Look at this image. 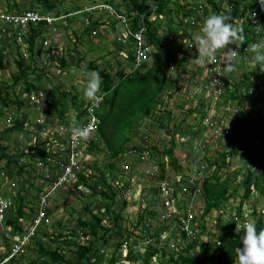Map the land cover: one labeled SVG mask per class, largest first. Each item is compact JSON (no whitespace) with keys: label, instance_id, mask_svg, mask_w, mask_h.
Listing matches in <instances>:
<instances>
[{"label":"trees","instance_id":"1","mask_svg":"<svg viewBox=\"0 0 264 264\" xmlns=\"http://www.w3.org/2000/svg\"><path fill=\"white\" fill-rule=\"evenodd\" d=\"M64 1L65 0H35L38 5V9H44L49 12H52V14L56 17L60 16L62 13H69L67 11L63 12L59 9V6H62ZM100 1L101 3L99 4H110L115 8V10H117V12L125 13V16L130 18L132 21V25L130 27L131 31H134L138 28L140 16L146 13V4L144 0H118L119 2L116 5L115 2L117 0ZM156 1L158 3V9L155 12L156 18L154 20H150L149 17L145 19L146 31L144 37L147 45L152 46L155 50V52L150 57V61H152V64L149 70L141 72L142 70H145L146 66L148 65L145 64L140 69L133 70L132 72H128L127 74L124 73V71L120 70L114 75H112L104 70L98 71L95 68L94 64H90V67L95 68V70L98 71L101 77L103 78L101 87L105 90L103 103L97 114L99 119V125L97 126L96 130V139L100 140L103 143L105 150L109 152L110 155L108 165L105 166V168L103 169L97 170L99 173L98 175H89V179L92 181L90 182L88 189L91 188L92 192L97 193V195L103 200L104 205L106 206L107 217L112 220L113 227H117V229H120L121 225V211L118 210L119 212H117L114 210H110L115 209L114 207L116 206H119L117 205L118 203L114 201L117 192L114 191L112 186L108 184L105 177L106 174L110 177H112L111 175L116 176V174H118L116 173V171L118 170L116 166L117 160H120L121 158L124 159L126 155L135 154L141 157L142 153H146L152 162L150 168L152 169V167L155 166L158 169V176L156 177L158 179L165 178L168 173V170H170L169 168H171V170H173L174 172L180 171L182 169V165L174 156L175 144L173 141L171 142V146L169 148L163 150L160 149L158 146L148 145V134L153 133L155 131V123L149 119H153L155 117V108L162 99L161 93L163 92L166 85L173 84V88H176L175 90L179 89L178 74H176L175 80L172 78L170 71H176V73L177 71H179L180 76V69L182 64V62L180 61L182 60V58L176 57L174 45L168 41V38L170 36H174L175 26L173 24H169L165 30H162L163 24L161 19L163 16L173 18L174 15H179L180 5L178 2L173 4L170 0ZM89 2H92L89 3L90 5H99L96 4L94 0H89ZM240 2L241 1L232 0L227 3L228 7H230L231 9L229 12L226 10H222L221 8L223 0H219V3L215 2V0H207V4L209 6L211 5V7L213 8V13L212 10H210L211 14L224 13L226 15H229L232 19L236 16L237 7ZM170 4L171 7L169 6ZM201 5L205 9L204 12L209 14V10L205 8L203 4ZM21 6L22 5L20 4V2H13V5L7 8L9 9L8 11L17 12L18 14L23 13V11L30 10L25 5L22 7ZM78 8L79 7H75L72 11H75ZM118 8L121 10H119ZM95 15L97 17L103 16L100 14ZM181 21L182 20L180 18V22ZM88 22L89 26L85 30L88 35H90L91 32H93L99 27L105 29L106 31V28L110 25L108 19H104L102 23H100L99 20H92L90 18ZM68 23H73V20L69 19ZM57 27L58 25H55L54 29L56 30ZM42 32V29L39 30L36 26L33 25H29L28 28L25 30L23 38L24 42H26L28 45V51L31 59H33V54L39 56L42 53L40 47H38L37 50L34 49L36 42L38 43V38L43 36ZM74 35L75 37L78 36L76 32H74ZM259 36V40L264 39V31H261ZM249 40L250 39L247 38L245 35L244 44L249 42ZM123 45L125 48L124 52L128 55V58L126 60L132 68L133 49L135 48L134 40L132 38H128L126 44H124L123 42ZM51 52L52 51H46V54L50 59L54 60V53L52 54ZM3 59H5V57L0 55V69H3ZM113 59L117 60L118 54L115 55ZM243 63L244 61L240 62L241 67L243 66ZM248 63H250V61ZM16 64L20 73L16 80L20 81L22 78L28 75L29 67L24 66V61L22 59L20 61H17ZM263 72L256 69H252L250 71L244 69V72L242 74L243 78L234 79L235 90L233 91V93L231 92V97L238 98L237 94L239 90L241 91L244 89L253 88V91L256 92L257 95L256 99L261 100L264 86L262 84L256 83L253 78H259L260 75L263 74ZM182 73L186 76V80L184 81H189V72L183 71ZM231 73L230 76L234 78L233 73ZM39 79L40 77L37 78V80ZM261 82L264 83V79ZM25 84L28 88L32 89L31 91H34V89L35 91H39L36 90V86L33 83L26 82ZM58 91V97L50 99L49 104L44 109V111L46 112V126L42 125L41 127L48 129L49 131L48 134L45 135L46 141L44 140L41 144H38L37 147H33L32 149L34 150L30 149V157L36 159V165H34L32 168L33 171L36 172V174H38V172H45L44 169H41L38 165V163H43L46 167V177L48 178L50 177L49 174H51L52 172L54 173L56 169L58 171V167H56L55 169V166L47 160L49 157L52 156V149L50 151H45L44 144L47 146L48 149V146L51 145V143L52 145L55 144L57 146L61 142V138H64V136H62L61 134L56 136L57 134L53 132V128L62 127L63 130H67L70 128L68 120L69 118L64 117V102L68 96V92H66L65 90L61 91V89H59ZM1 96L2 94L0 93V97ZM249 98L251 100L252 97L243 96L240 101L246 103L247 99ZM11 103L12 102L8 98V93H5V95L0 98V104H2V107H8ZM14 103L18 106V109H21V107L24 106V103L22 101H15ZM117 109L118 112H116ZM245 112L250 115L249 111L245 110ZM53 114L56 115L57 120V122L53 124L54 126L50 123L51 121L49 122V119ZM3 115L4 112L2 111V109H0V117ZM75 115L77 116V118L80 117L81 115H83V110ZM144 119H148V121L150 122L148 123L145 121L143 123ZM241 120L244 119L239 118L233 122V128L230 131V134L227 136L228 144L230 147H232V142L234 138L237 139V142H239V147L232 148L231 153H229L228 155L223 153L221 154V157H219L223 161L222 165H224L225 162L226 164L224 166L228 167L230 165V162L226 161L227 159L236 156L238 153L240 154V150L246 148L249 143L251 144V146H253V149H251V155L248 156V160L252 161L250 168H247L243 175L238 172L235 174V176H237L238 178L241 175V179H238L237 181L240 187L243 188L244 192L242 198L239 200V207L241 208V206H246L248 208H251L252 220L254 218L257 230L259 231L261 228H264V214H256L255 206L257 204V200H254L252 194L264 193V139H262L261 142L255 146L254 138H252L253 135L248 132V129L243 127L244 124L241 123ZM259 121L261 124H259L258 127L255 128V130H257L258 132L260 131V126L263 125V121L260 120V118ZM161 122H163L162 118L158 120V123ZM249 122H251V120H249ZM24 124L25 123L23 122V126ZM109 126H111V135L107 137L104 134V131ZM141 126L142 131H140V133L138 134V130ZM191 127L192 125L190 124L189 129H191ZM157 128H163L166 130L167 133H170L167 125H164L163 123L159 124ZM184 128L187 132H179V134L191 133L189 130H187V127ZM13 129L21 130L22 124L16 122ZM262 133L264 134V130L262 131ZM172 135L174 136V134ZM137 136L140 138L139 144L132 143L133 138ZM239 140H241V142ZM242 140H244L245 142H242ZM181 144L188 156H195L196 152L194 154L190 145L187 142H181ZM96 145H94V143L91 144L90 142L88 147L86 148L88 149L87 152H91L94 148H96ZM1 160H6L5 167L3 166V172H5V174L13 181L20 180L22 174L23 176L26 174H30L29 171L24 170V168L22 167H12V161L6 153V148L0 144V162ZM203 161L204 162H202L201 165L206 163L205 167L207 170L208 167H211L213 165H219V161L217 159L215 161H212L210 160V158L204 157ZM206 169L201 170L199 165V172H197V174L201 172H207ZM0 170L2 171L1 167ZM136 171L140 173L145 171V169L138 168L136 169ZM52 176L55 179V174H53ZM47 181H51V179ZM79 181L85 183V179L82 176H79ZM96 187L97 189L100 188L101 190H98L96 192ZM75 188L76 186L72 188L74 190H69L70 194H81V192ZM30 189L38 190L40 188L30 184L29 189L22 191V188L19 186L15 190L16 192H14V194H11L10 199L12 202V206L6 214V218L3 222V225L5 227L12 228V234L22 232V225L20 223V220L29 219L34 216L35 210L33 206L27 208L31 203V201L27 198L30 196ZM229 189L230 184L227 179L219 182V178L213 174L209 178L204 177L202 180L199 179L195 181V185L189 187L188 194L192 196L197 195V197L203 202L205 206V212L210 213L212 209H217L224 202L228 201L227 193ZM6 197L8 198V196ZM30 198L33 200L34 197L31 196ZM67 201H69L68 198L65 200L66 204ZM26 209H28L29 211L26 212ZM85 213L89 214L90 218L87 220H84L82 217L77 218L76 226L75 228H72L71 237L69 239L66 238L65 235L60 232L62 231V229L58 228L61 226V220H59L58 223H56L55 225L51 223L53 226V231L51 233V235H53V242L63 245L64 248L59 246V248L56 247L51 249L45 247L44 243L36 240V242L34 243V247L36 246L37 250L36 257L35 259L28 260L26 264H102L104 260L103 256L99 255L100 248L108 246V242L113 238L114 234L119 231L114 232L113 230H111V228L107 227L106 225H102V220L99 218V216L95 213H92V211H90L88 207H85ZM148 214L151 216L154 215V213L151 211H148ZM143 216V214L138 216L139 220H142ZM229 227L231 226L228 225L227 228H225L221 225H218V229L220 230V232H218L217 234V239L220 241L222 246H218L214 249H208L206 252H179L176 258L170 256L168 262L173 264L238 263L236 250L238 247H242V244L241 241H239V237L237 236H235L234 238L229 236L227 237ZM222 228L224 229L221 232ZM78 229L83 230L86 233L85 236L87 235L89 236V239L91 238L90 240H85V244L78 243L74 239L76 231ZM125 231L126 236L122 233L119 236L118 240L114 242L112 256L107 260L108 264H113L119 259V250L123 245V241H127V239L124 238H127L131 235L130 233H128L127 230ZM100 232H102V235H100ZM96 242H99V246L96 245ZM195 245L196 243L194 242L191 248L194 249ZM4 246L5 248H1L0 245V260L4 256H6L8 252V244H4ZM70 248H72L73 250H70V253L68 254V250ZM64 249H66V252L64 251ZM160 251L162 252V257L159 259H162L163 256L166 254L165 250H160L154 246L147 247L146 252L143 256H134L131 251H128L126 259L128 261H137L138 259L143 258L145 264H149L152 256ZM18 259L17 262L21 261V258ZM15 261V259H12L9 264H13Z\"/></svg>","mask_w":264,"mask_h":264},{"label":"built area","instance_id":"2","mask_svg":"<svg viewBox=\"0 0 264 264\" xmlns=\"http://www.w3.org/2000/svg\"><path fill=\"white\" fill-rule=\"evenodd\" d=\"M144 1L146 4V13L140 16L139 26L134 31L130 30L132 25L131 19L117 12L110 4L104 3L87 7L88 15L102 14L112 18L115 27H120L121 35L119 38L121 37L122 41L124 38H126V40L132 38L134 40L133 64L128 72L140 69L143 65L147 64L150 61V57L155 52L152 46L147 45L144 34L146 31L145 19L147 17H149L150 20L156 18L155 12L158 9V3L156 0ZM230 1L232 0H223L222 10L224 9L230 12L231 9L227 4ZM234 1L241 2L237 7L236 16L232 19V22L241 24L244 28V35L250 40L246 43L247 45L243 43V45L237 49L236 66L232 73L237 71V66L240 62L244 61L246 65V60L249 59L250 56L249 49L251 44L257 42V40L260 39L259 34L261 31H264V9L261 8L259 0ZM178 2L179 4L180 2L185 4L186 9L183 12L181 6L179 12V17L182 21L177 22V27L182 28L177 30L176 35L174 33V36H170L168 41L174 45L177 58H181L182 55L186 53L194 59L198 55L194 46V35L197 31L201 30L203 21L208 17L201 4L209 10H211L212 7L204 0H180ZM253 13L255 14L254 16L252 15ZM68 17V15L63 14L58 17L54 15L50 16L49 14H44L33 9L23 11L21 14H11L8 11H0V55L5 57L6 51L9 48L25 44L23 35L29 25L36 26L39 30L42 29L41 25L45 26L44 29L46 27L59 25L60 23L66 25ZM86 22H88V19ZM185 22L190 28L188 31L186 30L187 27H184ZM199 26L201 28H198ZM229 47L235 48V45H230ZM217 56L218 60L216 63L204 66L203 77L198 83L194 84L190 79L189 81L182 82V84L187 86V89L189 87L191 88L190 92L185 90L186 88L181 90L180 82L179 89L175 91L177 93L176 98L181 97L182 100L184 96L187 95L184 99L185 102L192 103L191 109H187L188 112H193L194 114V116L192 115L191 130L189 129L191 133L179 134L176 136V138H179V143L187 142L194 154L196 152L195 156H187L189 160L185 161L183 164V168L192 171V173L181 176L180 180L177 178L175 182H170L167 178H156L158 176V169L156 167L152 171L145 170L140 173H135V171L131 172L125 164L122 166L120 165L119 170H117V177L110 178L109 175H105L108 184L117 192V195L122 196L125 200L131 196L133 191L142 190L141 192H149L155 185L153 189L154 192H149L150 195L144 196V198H150V203L148 201L149 206H144V210L142 211L144 215L143 219L139 220V217L136 216V220L131 223L130 228L127 229L128 233L131 235L124 238L127 239V241H123V245L119 250L120 257L113 264H145L143 258L137 261H128L126 256L128 251H131L134 256H143L147 247L150 246H154L160 250L164 249L166 254L172 250L178 252V249L179 252L198 253L217 248L218 246H222L217 239L218 225L222 227L231 226L230 233L228 231L227 237L234 238L237 236L239 237V241H241L243 227L248 223L246 217H252L251 208L246 206H241L240 208L239 201L236 205V202L228 200L219 208H214L210 213H206L205 206L197 195L192 196L188 194V189L192 187V185H195V181H197L196 177L198 176L197 172H199L197 169L195 172L194 167L191 165L195 163L199 164L200 169H202L204 165H201V163L204 162V157L210 158V155L214 154L216 150H220L221 142L219 140H225L228 144L227 136L233 128L232 124L234 121L239 118L244 119L241 120V123L244 124L243 127L248 129V132L253 135L252 138H254L255 146L264 139V134L262 133L264 130V90L261 100L256 99L257 95L256 92L253 91V88L239 90L237 94L238 98L231 97V92L233 93L235 90V83L232 80L235 79V77L232 78L230 76L231 72L226 73L225 76L217 74L223 73V50L217 53ZM229 77L231 78L230 80H228ZM259 78L256 77L253 78V80L264 86V83L261 82L264 76ZM215 79L221 81L222 87L221 85H217L216 87L213 86V81ZM100 95H102L104 99L105 93ZM46 96L44 90L36 92V99H40L48 105L52 98L47 99ZM243 96H251L252 98L251 100L250 98L247 99L245 103L240 101ZM103 99L97 106H93L92 102L88 101L83 109V115L76 120L70 119L69 129L63 130L62 127L52 129L53 132L57 134L56 136L59 134L64 136L57 146L51 143L47 149V146L44 144L45 151H50L52 149V156L47 160L55 166V169L58 167V171L57 169L54 171L53 174H55V179L52 185L49 186V190L41 196L40 200L37 202L35 216L24 230L22 228L21 233L12 234V228L3 225L6 214L11 209L12 202L10 197L7 198L6 195H3L2 190H13L15 188V182L10 179L5 172L0 170V230L5 233L6 243L9 244V251L7 255L0 260V264H9L12 259L23 257V255L27 253L28 246L31 244L32 240L38 236L41 229L49 232L48 228L51 226V217L48 215L47 209L49 198L53 193L62 187L73 188L74 186L79 187L80 184H86L85 186L88 189L92 180L89 179L86 167L83 165L84 151L88 147L90 141L95 139L97 134L96 130L99 125L97 114L101 108ZM45 103L44 106H46ZM0 105V109H4L5 111L8 110V107H2V104ZM194 110H196V113H194ZM245 110L249 111L250 115H248ZM259 118L263 121V125L260 126V131L258 132L255 128L261 124ZM249 120H251V122H249ZM42 125L46 126V116L44 117V122L41 126ZM77 125L89 126L92 129L89 139L86 141L73 140L70 129ZM41 130L45 131L46 134L49 132L48 129L42 127ZM239 141L241 142V140ZM243 141L244 140H242V142ZM249 146H251L250 143ZM228 147L230 151L226 155L232 152V148H238L239 142L234 138L232 147H230L229 144ZM252 147L253 146H251V149H253ZM225 152H227L226 149ZM38 165L47 173L43 163H38ZM245 171L246 169L241 171V175H243ZM125 172H129V174H125ZM241 175L238 177L239 179H241ZM79 176L85 179V183L79 181ZM5 183H9L8 188L5 186ZM98 190L101 189L98 188ZM148 211L153 212L154 215H149ZM157 211L164 214L159 215L156 213ZM213 213L214 215H211ZM236 224L240 225V231L238 232L235 231ZM136 233H138L139 236H136ZM63 234L71 237V232L68 230L63 232ZM208 235L215 237L211 244ZM84 236L85 232L78 229L74 239L82 244L86 237ZM174 239L182 241L185 243V246H180L176 249L173 244ZM194 242L196 245L193 249L191 246ZM140 250L143 251V254H140ZM161 253L160 251L154 254L149 264H152L154 258H161ZM105 260L107 261V258Z\"/></svg>","mask_w":264,"mask_h":264},{"label":"rangeland","instance_id":"3","mask_svg":"<svg viewBox=\"0 0 264 264\" xmlns=\"http://www.w3.org/2000/svg\"><path fill=\"white\" fill-rule=\"evenodd\" d=\"M94 1L96 2V4L101 3L100 0ZM204 1L206 2L207 0ZM13 2H20L22 6L25 5L28 9H33L44 14H49L50 16L53 15L52 12H49L44 9H38V5L35 0H0V11H8V8L13 5ZM118 2L119 1L117 0L115 2V5L118 4ZM171 2L174 4L177 3V0H172ZM89 3L92 2H89V0H65L62 6H59V9L61 11L71 12L75 7H79L80 9L78 8L74 13H62L63 15L69 16L67 18L66 25L60 23L56 30L54 29V26L43 29V36L38 38V43L36 42L34 48L37 50L38 47H40L42 50L41 55L37 56L33 54V59H31L28 51L29 48L26 43L21 46H18L19 48L11 47L6 51L7 53L5 59H3V69H0V93L2 94V96H4L5 93H8V98L12 102L10 106H8V110L5 111L4 109H2L4 115L0 117V144L6 148V153L12 161V167H22L24 168V170L30 172V174H26L24 176L22 174L20 180H14L15 188L12 191L16 192L15 190L19 186L22 188V191H24L26 189H29L30 184L40 188L38 190L30 189V196L27 197L32 203H30L27 208L33 206L34 210L37 207V202L40 200L41 196H43L49 190V186L52 185L54 177L52 176L53 172L49 174L50 177L48 178L46 177V172H38V174H36V172H34L32 169L33 166L36 165V159L30 157V149H32L33 147H37V145L41 144L42 141H46V132L41 130V124L44 122V117L46 116V112L44 111V109L47 107V104L44 101H41L40 99L37 100L36 92L38 91H35V89L34 91H31L32 89L28 88L25 83H33L36 86V90H44L46 92L47 99L52 97L57 98L59 89H61V91L65 90L66 92H68V96L64 102V117L72 115V120H76L77 116L74 114H78V112L82 111L88 103V100L85 99L83 95V90L87 82V72L93 71L95 70V68L98 71L104 70L112 75H114L120 70L124 71V73L126 74L129 71L130 65L126 60L128 58V55L124 52L125 48L123 45V41L124 44H126L127 40L126 38H124L122 41V38H119V32L121 33L120 28H116L115 26H113L112 23L110 27L108 26L106 28V31L105 29L99 27L93 32H91L90 35L85 32L86 28L89 26V22H86L84 18H88L89 15L87 13V8H83V6H86ZM180 5L182 6L184 12L186 10L185 4L180 2ZM8 12L11 14L16 13L12 11ZM74 15V21L76 22L78 19L82 18L84 21L83 24L68 23L69 19H72ZM161 19L163 24L162 30H165L169 24H173L175 26L176 35L177 30H180V28H182L177 27V22L180 21V17L178 14L174 15L173 18L163 16ZM93 20H99V17L95 18L94 16ZM108 20L110 22L113 19L109 18ZM184 25V27H187L186 30L188 31L190 29L188 24L185 22ZM71 30L78 32V36H76L77 39L74 35L72 36V34L74 33H71ZM46 51H52L51 53H54L55 59H50L46 54ZM117 54L118 59H113L114 56ZM252 56L253 53L250 51V63H246L245 65L244 62L242 67L241 64L237 66V71L233 72V77H235V79L243 78L242 74L244 72V69L249 71L252 69L260 70L259 66L256 67L252 64ZM181 58L182 60L180 61L182 62V64L180 69V76L179 71H177V73L176 71H170V74L175 80L176 74H178V80L181 85V90H184L187 86L185 84H182V82L186 80V76L182 72L188 71V78L192 80L191 82H194V84H196L203 77L204 66L196 65L192 61V57L186 53H184ZM21 59L24 61V66L29 67L28 75L22 78L20 81H17L16 79L18 78L20 73L16 62L20 61ZM90 64H94L95 68L90 67ZM147 64L148 65L146 66V69L142 70L141 72L149 70L152 61H149ZM73 67H75L76 69L75 72L72 71ZM263 76L264 72L260 75V77ZM38 77H40L39 80H37ZM230 79L231 78L229 77L228 80ZM232 80L235 81L234 79ZM175 89L176 88H173V84H168L161 93L162 99L155 108V117L153 119H149L155 123V131L153 133L148 134V145H155L163 150L169 148L171 146V142L173 141L175 144L174 156L182 165L185 163V161L189 160L187 157L188 154L182 147V144L179 143V138H176V136L179 135V132H186L184 127H187V130H189L190 124L193 120L192 115L194 116V114L193 112L190 113L187 110H190L192 107V103L185 102L184 100L187 95H185L182 100L181 97L176 98L177 93L175 92ZM185 90L190 92L191 88L189 87ZM104 93L105 90L101 87L100 94ZM2 96L0 98H2ZM15 101H22L24 103V106H22L21 109H18V106L14 103ZM44 103L46 106H44ZM116 112H118V109L116 110ZM194 113H196V110H194ZM160 118H162L163 120V122L161 123L167 125L170 133H167L166 130L163 128H157L158 125L161 124L158 123V120ZM145 121L148 123L150 122L148 121V119H144L143 123ZM16 122L22 124L21 130L13 129ZM23 122L25 123L24 126ZM49 122L52 125L57 122L55 114L50 117ZM140 131H142V126L139 128L138 134L140 133ZM104 132L107 137L110 136L111 126L106 128ZM172 134H174V136ZM139 139L140 138L138 136L134 137L132 143L139 144ZM219 141L221 142L220 150H216L214 154L210 155V160L215 161L217 159L219 161V165H213L211 167H208L207 170L205 167L206 163L203 164L204 166L202 169H206L207 172L199 173L198 176L196 175V179L202 180L204 177L209 178L213 174L219 178V182L227 179L230 184V189L228 190L227 198L231 202H236L237 205L238 201L242 198L244 192L243 188H241L238 184L237 179L239 178H237L235 174L244 171L247 168H250L252 161L248 160V156L251 155V146L247 145L246 148L240 150V154L238 153L236 156L230 157L228 159L230 165L226 167L224 166L226 164L225 162L224 165H222L223 161L220 159V157L223 153L227 154L230 149L225 140ZM90 142L91 144L94 143V145H97L96 148H94L91 152H87L88 149L84 151L83 165L86 167L88 175L94 176L99 174L97 170L103 169L105 168V166L108 165L110 153L105 150L103 143L100 140H97L96 136L95 139ZM225 149L227 150V152H225ZM5 162L6 160H1L0 162V167H2V171L3 166L5 167ZM125 164L128 166L131 172L135 170V173H138V171H136V169L138 168H144L145 170L149 171H152L155 168V166H153L152 169L150 168L152 162L146 153H142L141 157L135 154L126 155L124 159L121 158L116 162L118 170L120 165L122 166ZM198 165L199 164L196 163L191 165L194 167L195 172L196 169L198 171ZM169 169L170 170H168V173L165 178H167L170 182H175L177 178H179L180 180L181 176L187 173H192V171L185 169H181L180 171L176 172L171 170V168ZM125 174H129V172H125ZM111 176L117 177L118 174H116V176ZM49 179H51V181H47ZM106 181H108L107 177ZM5 186L8 188L9 183H5ZM154 187L155 185L153 186V189ZM75 189L80 191L81 194L71 195L69 190L74 189L69 187H62L55 193H53L49 198L47 213L52 219V224L55 225L56 223H58L59 220H61V226L58 228L62 229V231H60L62 234L66 230L71 232L72 228H75L77 218L82 217L84 220L90 218V215L85 213V207H88L89 210L92 211V213H95L99 216V218L102 220V225H106L107 227L111 228V230H113L114 232L119 231L116 232L113 238L108 242V246L100 248L99 255L103 256V260H105L106 258L108 260L112 256L114 242L118 240L119 236L122 233L126 236L125 230L130 228L131 223L136 220V216H140L142 214L144 206H149L148 201L150 198H144V196L150 195L149 192H154L152 188L149 192H141L142 190L133 191V193L129 198H127V200L123 199L122 196L116 195L114 201L118 203L117 205L119 206H116L114 207L115 209L110 210H114L117 212L121 211V225L120 229H117V227H113L112 220L107 217L106 206L104 205L103 200L97 195V193L92 192L91 188L87 189L84 184H80L79 187L76 186ZM97 191L98 189L96 187V192ZM2 193L3 195H7L8 197H11L12 194L11 191L5 190H2ZM252 195L254 200H257V204L255 206L256 214H264V193H253ZM31 196L34 197L33 200L30 198ZM67 198L69 199V201H67L66 204L65 200ZM28 211L29 210L26 209V212ZM156 213H158L159 215L164 214L160 211H157ZM211 215H214V213ZM246 220L248 222H254V218L252 220V217L250 218V216H247ZM48 229H51L53 231V226L49 227ZM223 229L224 228L221 229V232ZM228 230L230 233V227ZM41 231L47 232L46 230L44 231L42 229ZM218 232H220L219 229ZM47 234H51L50 231L46 233V235ZM100 235H102V232H100ZM136 236H139L138 233H136ZM49 237L47 239L43 237L39 241L44 243L45 247L51 249L56 247L59 248V246L64 248V246L59 243L57 244L53 241L52 243L49 242ZM65 237L68 239L70 238L68 236ZM208 237L209 240H211V244L212 240L215 237L212 235H208ZM90 239L89 236L86 235L85 240ZM85 240L82 242V244H85ZM6 242L7 240L5 233L0 230L1 248H5L4 244H7ZM173 244L176 249H178L180 246H185V243L178 239H174ZM96 245L99 246V242H96ZM65 250L66 249H64V251ZM70 250L73 249L70 248L68 250V254L70 253ZM36 251V248L32 247L31 250H28L26 257L21 258V261L19 262H17L19 259L16 258V261L13 264H26L28 260L34 259L36 257V253H34ZM178 253L179 249L178 252L172 250L168 254H166L162 259L154 258L152 260V264H173L168 262V259L170 256L176 258ZM140 254H143L142 250H140ZM107 262L108 261L105 260L102 264H107Z\"/></svg>","mask_w":264,"mask_h":264},{"label":"clouds","instance_id":"4","mask_svg":"<svg viewBox=\"0 0 264 264\" xmlns=\"http://www.w3.org/2000/svg\"><path fill=\"white\" fill-rule=\"evenodd\" d=\"M259 3L264 9V0H259ZM244 41V28L241 24L233 23L232 18L224 13L211 14L205 18L200 32L194 35V46L198 55L192 61L198 66L216 63L217 53L223 50V73L217 74L225 76L226 73L235 70L237 49L243 45ZM230 45H235V48L229 47ZM249 50L253 53L252 64L264 71V39L251 44ZM72 71H76L75 67ZM86 75L87 82L83 95L85 99L92 102L93 106H97L103 99V96L99 95L103 78L95 70L87 72ZM217 85H221L219 79L213 81V86ZM70 131L74 141H86L92 129L89 126L77 125L71 127ZM235 231H240V226L237 224ZM241 244L242 247L236 250L238 264H264V228L258 231L255 222L246 223L243 227Z\"/></svg>","mask_w":264,"mask_h":264},{"label":"crops","instance_id":"5","mask_svg":"<svg viewBox=\"0 0 264 264\" xmlns=\"http://www.w3.org/2000/svg\"><path fill=\"white\" fill-rule=\"evenodd\" d=\"M178 2V1H177ZM207 2V1H206ZM215 2H217V3H219V0H215ZM179 3V2H178ZM180 5V4H179ZM90 6V4H88V5H86V6H83V8H87V7H89ZM170 7H171V4L169 5ZM221 8H222V4H221ZM180 9H181V5H180ZM209 10V9H208ZM212 10V13H213V8L211 9ZM224 10V9H223ZM76 11V10H75ZM75 11H71L72 13H74ZM71 12H69V13H71ZM179 12H180V10H179ZM17 13V12H16ZM209 13L210 14H207L208 16L209 15H211V12H210V10H209ZM123 15H125V13H122ZM100 15H102V14H100ZM99 15V16H100ZM94 16H95V18L97 17L95 14H93V15H89V17L87 18V17H85L84 18V20L85 21H87V19L89 20L90 18L93 20V18H94ZM74 17H75V15L72 17V19L71 20H73V23H71V24H74V23H78V24H80V23H82L83 24V19L82 18H80V19H78L76 22L74 21L75 19H74ZM127 17V16H126ZM110 17L109 16H101V17H99V21H100V23H102V21L104 20V19H109ZM110 25H112V23H113V20H111L110 22ZM110 25H109V27H110ZM203 25V24H202ZM202 25H201V27H202ZM113 26H115L114 25V23H113ZM44 25H41V28H42V30L44 29ZM200 26L198 27V28H201ZM116 28H120V27H116ZM75 29V28H74ZM71 33H74V32H76V33H78L77 31H74V30H71L70 31ZM200 31H197L196 32V34L197 33H199ZM74 34H72V36H73ZM119 35H121V33L119 32ZM75 36V35H74ZM26 43V42H25ZM27 44V43H26ZM244 45H247V44H244ZM16 48H19L18 46L16 47ZM250 61V59H247L246 60V63H248ZM131 67L129 66V69H130ZM53 99H54V97H52ZM75 115V114H74ZM72 116V115H71ZM70 115H68V120L70 121V119H72V117H71ZM2 168V167H1ZM182 169H184L183 168V164H182ZM11 191V193L12 194H14V191H12V190H10ZM7 196V195H6ZM35 213H36V208H35V211H34ZM35 213H34V216H35ZM33 216V217H34ZM33 217L32 218H29V219H23V220H20V223H21V225H22V228H23V230H24V228H26L28 225H29V223L31 222V220L33 219ZM24 221V222H23ZM51 223H52V219H51ZM52 225V224H51ZM48 231H50V233H52V230L51 229H48ZM46 233H48V232H39L38 233V236L35 238V239H33L32 240V242H31V244L28 246V250L30 249L31 250V248L32 247H34V243L36 242V240H40L41 238H45V239H47L49 236V238H50V241L49 242H51L52 243V241H53V235H51V234H47L46 235ZM120 240V239H119ZM34 248H36V246L34 247ZM28 250H27V252H28ZM34 253H36V252H34ZM37 254V253H36ZM27 256V253H25L24 255H23V257H19V258H24V257H26ZM35 259V258H34Z\"/></svg>","mask_w":264,"mask_h":264}]
</instances>
